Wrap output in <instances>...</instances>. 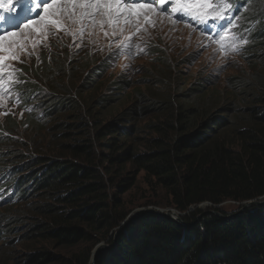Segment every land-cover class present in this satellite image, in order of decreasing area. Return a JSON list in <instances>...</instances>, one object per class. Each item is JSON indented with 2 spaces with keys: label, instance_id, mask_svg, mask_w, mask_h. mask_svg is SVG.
I'll use <instances>...</instances> for the list:
<instances>
[{
  "label": "trees",
  "instance_id": "obj_1",
  "mask_svg": "<svg viewBox=\"0 0 264 264\" xmlns=\"http://www.w3.org/2000/svg\"><path fill=\"white\" fill-rule=\"evenodd\" d=\"M256 1L248 0L240 21L241 28L252 24L248 42L253 41L248 43L246 60L252 57L260 64L249 80L241 77L223 90L217 89L209 73L185 86L186 82H180L183 77H178L181 70L168 64L170 57L163 46L144 43L145 50L154 51L161 68L139 78L147 90L146 100L131 101L103 122L90 119L98 125L97 166L91 162L96 159L91 155L95 142L89 132H81L77 138L81 143L66 145L69 158L40 152L43 156L36 165L27 167L23 152H36L38 141L26 139L19 125L47 131L43 125L49 126L51 117L61 112L59 119L67 109H77L79 102L83 104L77 87L72 85L74 94L67 92L72 91L62 77L70 69L84 71L87 76L79 86L97 90L94 84L115 50L99 51L96 57L89 45L85 50L68 48L65 58L53 52L61 39L50 37L55 44L40 52L39 61L31 59L29 65L11 69V80L6 77L10 91L0 93L13 105L11 111L0 110V207L5 210L25 200L28 215L0 216V237L7 236L0 238L2 251L25 250L15 257L20 259L16 264H88L92 247L66 257L53 254L47 246L69 253L66 247L79 241L94 243L104 238L106 247L97 251L94 264H264V202L231 213L217 208L228 200L241 208L264 196V0L254 8ZM178 60L176 66L195 61L191 53ZM88 65L91 69L86 70ZM154 84L158 90L150 89ZM130 85L126 75L118 72L96 95L97 107L103 109L107 100H118L117 95ZM86 109L84 104L82 110ZM152 113L155 117L147 123L151 136L139 148L132 140L137 132L134 121ZM61 125L57 130L63 133ZM130 166L134 175L127 170ZM139 171L150 185L166 193L170 206L180 211L177 219L153 212L125 221L128 212L107 191L115 188L123 193L135 184ZM202 203H208L209 209L200 210ZM16 217L27 226L16 225ZM111 230L116 233L109 235Z\"/></svg>",
  "mask_w": 264,
  "mask_h": 264
},
{
  "label": "rangeland",
  "instance_id": "obj_2",
  "mask_svg": "<svg viewBox=\"0 0 264 264\" xmlns=\"http://www.w3.org/2000/svg\"><path fill=\"white\" fill-rule=\"evenodd\" d=\"M247 1L248 0H246L245 2ZM47 2H50V0H47ZM258 2L259 0H257L254 4V8H256L257 4L260 3ZM40 7L42 8L43 5H41ZM149 15L154 20V26L151 24H144L143 20H141V26L145 29L143 31H137L134 26L130 25L124 26L123 30H121V28L117 26L115 37H113L112 35V27L108 26L107 24L101 27V24L99 23V17H97V23L95 25L91 24L90 22H86V26L82 33L80 31L79 23L68 20L64 21L66 28L59 31L52 26H48L46 31H42L41 33L37 34L34 30H23L24 23L19 28L13 30L21 32V35L16 39L21 44H23L24 47L23 49H17V55L19 57L18 61H7V64H9L10 67L6 68L5 72L7 70L8 72H11V69L27 66L31 63L29 61L31 59H33V61H39L37 60V58H40V52L46 47H52L51 42L52 44H55V40L51 41L50 37L61 39L62 42H60V45L56 47V49H53V52L56 54L58 53V56H61L62 53V55L64 54L65 58H68L66 57L68 48H71L74 51L85 50L87 49L88 45L91 47L96 57L100 56L99 51H105L106 54L107 50L115 49L113 53H116L117 47L121 45L125 38L131 37V40L129 41V43L131 44L130 54L129 51L121 49L119 53H112L107 57L108 65L105 70L102 71L100 79H98V81L94 84V87L97 88V90L85 91L82 87L79 86L80 84H83L84 77L87 76L86 72V76L84 75V71L76 73L70 69L68 73L62 77V83L68 85L72 91L67 92L74 94L75 91L74 89H72V85L73 87H77L76 91L78 95L81 96V101L83 102V104L79 102L77 109H67L66 114L60 116L59 119H57V116L61 114V112L58 113L56 117H51L52 123L49 126L43 125L47 128V131L40 128L24 129L27 127V125L25 123H20L19 126L21 128H19V131L23 132V136L28 140L38 141L36 142V146H38L36 152H33L31 150H24L23 152L22 158L25 159L24 164H26L27 167L33 165L34 163L36 165L38 158L43 156L42 154H40V152L50 153L51 155H58L57 153H60L61 155L69 158V152L66 150V145L73 142L81 143V138L77 139L81 136V132H89L95 142V150L91 153V155H93V157L96 159L91 160V162L94 164V166H97V162L98 160H100V155L97 146L98 140L95 139L96 131L98 129V125H96L95 122H97L98 120L103 122V120L110 119L114 115L120 113L121 110L126 108L129 104H131V101L138 100L143 102V100H146L147 98L144 93L147 92V90L146 87L143 86L139 78H141L144 74H148L149 76L151 72L156 69V67L157 70L161 68L160 65H157L158 63L154 60V51H152L151 48L145 50L144 43H157L156 46H158L159 44L163 46L166 56L170 57V62L168 64L170 65V63H172V66L175 70H181L178 77H183L180 82H186L185 86L193 83V81H195L198 76H205L209 73L212 74V79H216L217 89L223 90V87H229L231 82H233L234 80L238 82V79L241 77H244L245 80H249L250 78L248 76L252 73V70L258 68V64H260L258 60L252 57H249V59L247 60L245 57L248 43H251L253 41L252 39L250 42H248L249 37L253 35V33L250 32L252 24L246 28L247 31H245V28H241V24L234 25L235 32L228 36V39L225 42L227 49L222 52L221 50L218 51L204 35L196 32L195 30H192L185 24H180L177 22L173 23L172 20L164 16L163 12L156 11L154 13H149ZM38 18L39 16L37 17V19ZM26 22L27 19L25 23ZM41 27L43 28L44 26L41 25ZM105 32L108 33L107 36H105ZM236 32H242L244 34L243 40L246 39L247 43L241 46L237 41L239 51H230L228 49L229 45L232 43L231 36L236 35ZM36 41L39 42L37 43ZM42 44H45V47L42 48ZM5 46H7V42ZM141 49H143V51H141ZM197 52L199 54L194 55ZM32 53H34L35 56H33ZM75 53L79 54L78 52ZM186 53L193 54L195 61L190 60L188 61L190 64H181L176 66V64L180 61H175V58H182L186 55ZM48 56H50V54ZM91 61L94 60L91 59ZM86 68V70L91 69V65H88ZM195 70H198L201 73L196 74ZM118 72L126 75V79L131 85L121 90V94L117 95L118 100H107L105 108H98L96 95H99L100 89H102L109 80L112 81ZM168 74L172 76V69L168 71ZM100 85L102 87H100ZM150 89L158 90V87L154 84L150 87ZM138 91L143 94L140 96ZM105 92H108L109 95H112V97H114L113 91H107L106 89ZM46 93V90H42L41 92V94L44 95H46ZM90 100L92 101L90 102ZM84 104H87L88 109L82 110ZM12 106L13 105L10 101L2 99V97H0V110L7 109L8 111H11ZM88 115H90L89 118ZM14 116L19 117V115L17 114H15ZM154 117L155 114L152 113L143 115L141 117L142 119L140 118L141 120L139 122L138 119L134 121L135 130L137 129V132L133 135L132 140L135 144L140 146L139 148H142L141 146L151 136V131L150 129H148L147 123L153 120ZM92 118H96L97 121H91L90 119ZM86 119H89V121L84 127H80L84 124V121H86ZM60 123L62 124L61 127H65V131L63 133L62 131H60V129L57 130ZM74 123H76V125H73ZM14 125L18 126L17 124ZM59 131L61 133H58ZM55 134L57 135L55 136ZM54 142H60L63 145L58 146L55 145ZM45 163L46 162H43L42 164ZM127 170H130L131 175H134L131 166L128 167ZM30 174L31 171L26 172V175ZM134 183L135 184L132 187L124 190L123 193L122 190H116L115 188L108 189L107 191H111L113 193L114 196H110L111 199H113V197L115 199L119 198V204L122 203L123 209L128 212L125 221H129L130 215L143 210H155V212L157 213L171 212L173 213L172 215L175 219L178 218V213H180V211H177L175 208L170 206L169 197L160 187L157 188L147 182L144 177L143 171H139L134 176ZM32 200L34 201V198ZM24 201L25 200H22V203L17 205L9 204L12 207H5V210H2L4 208L0 207V210H2L0 211V216L4 213L8 215L19 214V218L27 216L28 212L27 210H25V207L23 205ZM209 207L210 205L208 203H202L198 205V208L202 211L209 209ZM239 207L240 206L238 204L229 200L217 206L218 209L225 211L226 213L235 211L238 212V210L240 209ZM19 218H15V224L18 225L19 222L20 228H25L27 226L24 223L25 220L19 221ZM114 231L115 230H111L109 235L115 234L116 232L114 233ZM5 237L7 236L2 235L0 238L3 239ZM86 240L87 239L79 241L73 246L66 247L67 252L69 253L63 252L62 248H56L54 245L48 244L47 247L48 250H50L53 254L60 256L64 255L66 257H68L71 253H84L86 248L92 247L91 257L88 261V264H94L95 256L93 257V252L96 250L104 249L106 247V239L104 240L103 238L102 240L100 239L99 241H95L94 243H91L92 241L86 242ZM13 244L16 246L20 245V243L14 242ZM9 250H12L13 254L10 251H2V249L0 248V264H16V262H19L20 259H16L15 257H17L19 252H25V250L20 249L19 247L9 248Z\"/></svg>",
  "mask_w": 264,
  "mask_h": 264
},
{
  "label": "snow or ice",
  "instance_id": "obj_3",
  "mask_svg": "<svg viewBox=\"0 0 264 264\" xmlns=\"http://www.w3.org/2000/svg\"><path fill=\"white\" fill-rule=\"evenodd\" d=\"M21 5H23V11L17 16L15 14ZM41 5L43 7L39 18L28 19L23 24V30H34L37 34L46 31L48 26H52L58 31L64 30L66 28L64 21L68 20L79 23L82 33L86 22L95 25L97 17H99L101 27L105 24L112 27V35L115 37L117 26L123 30L124 26L130 25L134 26L137 31H143L145 29L141 26V20L144 24L154 26V20L149 15V13L157 11V7L154 5H157L162 12H166L173 23L176 22L175 14L183 13L198 24H212L223 30L224 25H217L216 22L224 21L230 10V6L224 0H50V2L47 0H0V93H7L6 86L13 75L12 72H8L9 80L3 79L5 69L10 67L7 61H18L17 49L24 47L16 39L21 35V32L8 31V28H19L20 25L17 21L20 17H28L37 13ZM166 5L171 7L168 8ZM228 23L231 25L232 21L229 20ZM41 25L44 27L42 28ZM187 26L191 27V25ZM205 30L201 29V31ZM230 32L231 28L224 34H221L220 31L217 32L219 39H216L215 42L221 50H224L225 40ZM107 35L108 33L105 32V36ZM130 40L131 37H126L117 47L116 53L124 49L130 54ZM231 41L228 49L230 51H239L238 44L242 46L247 43L246 39L239 40L236 35L231 36ZM6 42L7 46H5ZM198 54L197 52L194 55Z\"/></svg>",
  "mask_w": 264,
  "mask_h": 264
},
{
  "label": "bare ground",
  "instance_id": "obj_4",
  "mask_svg": "<svg viewBox=\"0 0 264 264\" xmlns=\"http://www.w3.org/2000/svg\"><path fill=\"white\" fill-rule=\"evenodd\" d=\"M245 1L246 0H227L226 3L230 6V10L227 13L228 20L224 24V29H223V31H221V34H224V32H226L229 28H231V32L228 33V36H229L230 34L235 32V26L234 25H240L241 24L240 23V19L243 16V14L245 13V9L247 8V4H248V1L247 2H245ZM154 7H157V12H162L161 9L158 6L154 5ZM166 7L170 8L171 6L170 5H166ZM21 9L23 10V5L20 6V8L18 9V11H17V13L15 15L19 16L20 13H21ZM163 14H164V16L166 18H169V15L166 12H163ZM179 14L181 16L184 15L183 13H179ZM187 19H189V18H187ZM187 19H184V20H181V21L184 22ZM229 20L232 21L231 25L228 23ZM25 21H26V17L21 16L20 19L17 21V23L21 26L23 23H25ZM9 28H10L9 31H13V30L17 29V28H12V27H9ZM198 29L200 30V32H198V33L204 35L210 41V43L215 46V48L218 51L221 50L219 45L215 42L216 39H219V37L217 36V31H215L213 29L212 24H208V25H201L200 24ZM201 29H206V30L205 31H201ZM245 31H247V29ZM228 36H227L226 40L228 39ZM236 36L238 37L239 40H241V38H244V34L242 32H236ZM226 40H225V42H226ZM225 49H227L226 43L224 45V50ZM224 50H221V51L224 52ZM7 73H8V70L6 72H4V74H3V79L4 80H7L6 79V77L8 76ZM8 83H10V82H8ZM6 87L8 88V91H10V89L8 87V84H7ZM13 192H14V190H13Z\"/></svg>",
  "mask_w": 264,
  "mask_h": 264
},
{
  "label": "water",
  "instance_id": "obj_5",
  "mask_svg": "<svg viewBox=\"0 0 264 264\" xmlns=\"http://www.w3.org/2000/svg\"><path fill=\"white\" fill-rule=\"evenodd\" d=\"M263 202H264V196L259 198V199L247 201V202H245L243 207H241L238 211H241V210H243L244 208H246V207H248L250 205H258V204H261ZM153 212H155V210L154 211L153 210H143V211L137 212V213L129 216V221H131L134 218L140 217V216L145 215V214L153 213ZM163 214L166 215V216L174 218L173 215H172L173 213H171V212L170 213L164 212ZM97 251H99V250H96V251L93 252V257L95 256V253H97Z\"/></svg>",
  "mask_w": 264,
  "mask_h": 264
}]
</instances>
